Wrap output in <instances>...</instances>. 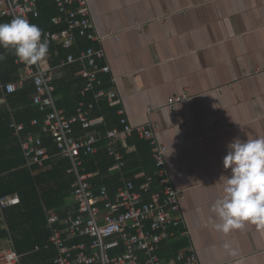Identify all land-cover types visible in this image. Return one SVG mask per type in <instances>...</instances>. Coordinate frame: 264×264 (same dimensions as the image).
I'll use <instances>...</instances> for the list:
<instances>
[{"label":"crops","instance_id":"crops-1","mask_svg":"<svg viewBox=\"0 0 264 264\" xmlns=\"http://www.w3.org/2000/svg\"><path fill=\"white\" fill-rule=\"evenodd\" d=\"M88 7L95 32L104 37L109 72L101 78L129 121L155 124L168 148L165 166L182 190L187 230L179 237L192 244L200 264H264V230L246 224L223 235L210 212L230 174L222 165L227 145L264 137V0H88ZM46 63L54 66L50 53ZM65 71L57 68L55 78ZM19 74L18 67L14 79ZM183 93L190 98L165 106L168 97ZM5 100L0 97V110ZM139 141L145 142L130 139L124 153L134 180L152 169V158L137 165Z\"/></svg>","mask_w":264,"mask_h":264},{"label":"built area","instance_id":"built-area-1","mask_svg":"<svg viewBox=\"0 0 264 264\" xmlns=\"http://www.w3.org/2000/svg\"><path fill=\"white\" fill-rule=\"evenodd\" d=\"M41 0H0V23L16 17L26 18L39 15ZM57 13L50 18V24L64 27L59 30H42V40L48 45L59 44L64 49L77 46V38L84 37L93 43L77 53L69 51L66 56L50 66L46 57L38 64H17L21 74L14 80L0 83L5 95L16 91L23 80L30 78L35 91L33 104L44 112L40 122L41 130L53 139L55 149L43 145L39 135L29 133L20 140V147L26 166L42 165L48 159L67 158L70 166L67 173L74 176L71 183V201L75 211L60 217L56 210L46 211L47 227L50 231L47 246L55 248L53 264H200L197 253L190 242L177 253L164 257L159 251L163 241L178 236H187L184 217L180 207L182 190L173 186L165 166L164 156L168 148L155 135L152 122L132 124L120 106L117 93L108 88H95L101 84L99 75L109 72L105 52L101 46L103 36L95 32L90 16L88 0H53ZM142 24H137L138 29ZM117 39L116 35H112ZM79 63L78 74L85 80L82 93L92 92V100L79 102L76 113L67 116L56 106L54 97L55 70ZM187 93L167 98L165 106L174 107L189 99ZM117 105L118 124L105 130V116H93L92 109L100 100ZM38 119L16 123L14 134L29 125L38 124ZM75 125L85 132L76 135ZM137 136L148 142L155 174H144L136 186L134 179L125 176L124 151L130 148L128 141ZM113 159L110 170L118 174L119 185L115 193L104 184L97 185L93 179L98 171H86L82 156L100 152ZM215 180H219L215 177ZM19 202L18 193L0 197V212ZM3 223V222H2ZM80 239L78 241H75ZM39 247L36 246V249ZM21 254L12 247L10 240L0 248V264H20Z\"/></svg>","mask_w":264,"mask_h":264},{"label":"trees","instance_id":"trees-1","mask_svg":"<svg viewBox=\"0 0 264 264\" xmlns=\"http://www.w3.org/2000/svg\"><path fill=\"white\" fill-rule=\"evenodd\" d=\"M56 13L57 9L53 0H41L39 15L30 17V22L37 25L41 31L46 29L59 30L64 27L63 24L53 25L49 22L51 16ZM7 22H9L7 19L2 21V23ZM89 45H93V43L84 37H78L77 46L69 50L62 48L59 44L49 45L48 53H50L51 63L55 65L69 51L77 53L80 49ZM0 54L4 56V59L0 60V83H4L15 78L18 66L14 63L15 56L10 51L0 49ZM69 68H72L71 73ZM79 69V63L67 65L64 67L65 73L53 81L56 106L59 109L62 108L67 116L76 113L79 102L86 103L92 100V92L82 93L85 80L79 74L75 75ZM101 76L102 74L99 75L101 84H95V90L108 88L109 86L108 81H105ZM72 87L73 89H71ZM67 90H70L71 93ZM34 91L35 87L32 80L27 78L20 88L5 95V106L7 108L0 110V197L14 192L18 193L19 196L17 204L8 206L0 212V248L4 246L1 243L5 242L6 245V242L10 240L12 247L21 254L20 264H53L52 258L56 253L55 248L53 246L45 247L50 235L47 227L46 211L56 210L60 217L67 216L68 211H75V206L70 199V185L74 176L67 173L70 166L67 158L48 159L40 166L25 165L26 160L21 151L20 140L29 133L39 135L42 138L43 145L51 150L55 149L52 137L41 130L40 122L44 112L39 111L33 104ZM0 97H4L1 89ZM2 106L0 105V108ZM117 109V105H111L105 99L94 105L91 114L93 116H105V123L99 125V129L105 130L118 124ZM33 118L38 119V124L25 127L21 131L20 137L16 136L14 128L9 126L12 120L20 123L29 122ZM75 127L79 129L78 131H83L79 125H75ZM148 145L147 141L138 142L135 154L138 160L137 165L140 167L143 166L142 157L145 163L144 166L151 163L148 161L151 158V147L149 146V148ZM101 146L102 144H100V148ZM100 153L82 156V166L86 171H98L93 181L98 186L106 185L111 195H113L120 183L118 174L108 172L113 159ZM135 154H131L130 158H134ZM133 164L136 163L133 162ZM128 166L124 168L125 176H130L126 173ZM155 171L152 161V169L146 170L145 174H155ZM142 181V179L134 180L136 186ZM78 240L80 239L75 241ZM187 243L184 238L178 236V231H176L175 237L163 241L159 253L166 257L171 252L177 253ZM36 246L39 248L36 249Z\"/></svg>","mask_w":264,"mask_h":264},{"label":"clouds","instance_id":"clouds-1","mask_svg":"<svg viewBox=\"0 0 264 264\" xmlns=\"http://www.w3.org/2000/svg\"><path fill=\"white\" fill-rule=\"evenodd\" d=\"M41 37V29L26 18L0 23V49L10 51L19 62L38 64L47 56L48 41ZM222 165L230 174L224 177L221 195L210 208L216 218L214 230L227 235L246 224L264 230V137L234 138Z\"/></svg>","mask_w":264,"mask_h":264}]
</instances>
